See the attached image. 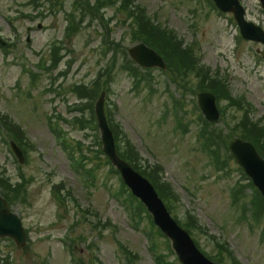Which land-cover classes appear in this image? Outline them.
<instances>
[{
  "label": "rangeland",
  "instance_id": "374dc122",
  "mask_svg": "<svg viewBox=\"0 0 264 264\" xmlns=\"http://www.w3.org/2000/svg\"><path fill=\"white\" fill-rule=\"evenodd\" d=\"M80 1L88 0H61V7L53 12L48 3L37 11L22 7L23 0H0V37L8 43L7 50L0 49V112L23 126L34 146L28 150L26 163L20 165L0 128V193L11 191L12 210L31 239L27 250L0 239V264H74L71 255L85 264H122L119 243L131 253L133 264H156L149 249V232L156 238L157 250L166 255L165 260L180 264L166 239L155 233L147 210L140 212L143 224L139 230L132 228L130 215L139 203H125L129 193L100 155L101 134L95 115L93 118L89 110L82 115L69 111L80 101L73 87L90 84L115 57L118 66L106 105L118 145L125 150L131 143L138 150L141 165L149 167L155 183L171 206L175 205L173 217L184 221L187 212L193 211L201 228L192 237L202 250L218 256L221 251L216 243H224L241 264H264V208L249 179L234 161L227 160L226 152L228 137L233 136L226 126L232 127L236 119L243 118L245 110H235L228 101L221 103L229 97L252 103L256 109L253 117L264 125V47L242 39L233 16L221 14L209 0H136L155 25L173 31L166 34L179 51H191L187 54L191 61L199 62L198 67L210 75L203 71L204 78L214 82L206 83L196 75L179 79L173 65V74L158 69L147 74L143 71L153 79L142 81L136 89L133 78L123 70L128 50L139 42L132 33L135 22L129 18V10L120 11L118 2L106 9L94 8L97 11L91 14L96 16H92L75 7ZM241 1L247 19L264 28L259 0ZM21 13L32 17L20 19ZM68 22L72 24L69 38L65 35ZM52 50L61 63L50 71ZM24 68L40 76L33 83L32 97L22 93L25 86H30ZM215 75L222 78L224 87L212 80ZM207 87L223 97H219L223 122L215 126L202 117L197 103V92ZM47 88L54 90L46 93ZM15 94L26 99L24 104L17 96L13 98ZM76 115L81 118L72 126L59 120L63 116L72 121ZM47 116L69 139L78 158L81 148L90 159H97L86 164L88 168L100 167L94 171L93 184H85L75 174V162L49 129ZM205 129L218 135L223 168L218 169L211 152L203 148V141L199 142ZM160 180L171 187V193ZM57 185L61 194L66 193L64 187L72 192L66 206L53 194ZM237 188L242 192L236 193ZM173 192L178 197L176 204ZM253 199L260 210L259 221L249 217ZM76 201L90 211L83 218L88 217L91 224L76 225L84 214H79ZM68 237L76 239L73 254L68 249ZM60 239L68 240L61 244ZM229 259L223 257L224 264H234Z\"/></svg>",
  "mask_w": 264,
  "mask_h": 264
},
{
  "label": "water",
  "instance_id": "95a60500",
  "mask_svg": "<svg viewBox=\"0 0 264 264\" xmlns=\"http://www.w3.org/2000/svg\"><path fill=\"white\" fill-rule=\"evenodd\" d=\"M218 8L223 12H233L240 25L245 38L264 43V32L261 28L248 24L244 20L245 11L238 0H214ZM264 7V0H260ZM131 57L138 65L145 68L162 67L166 64L163 59L146 45L140 44L130 50ZM199 105L210 122H218L220 113L216 105V98L211 93H201ZM105 94L102 95L96 106V114L102 131L104 150L109 155L114 165L120 170L125 183L132 189L133 193L142 199L155 222L165 234L173 241L180 261L183 264H213L197 249L187 232L182 230L170 217L162 201L151 184L136 173L130 165L122 161L116 152L115 140L110 130L104 111ZM230 149L236 161L244 168L253 179L254 184L264 197V159L260 157L255 147L242 140H235ZM16 153L22 157L17 148ZM23 161V159H22ZM10 236L14 238L19 247L26 244V234L20 219L9 209L7 201L0 196V237Z\"/></svg>",
  "mask_w": 264,
  "mask_h": 264
},
{
  "label": "trees",
  "instance_id": "16d2710c",
  "mask_svg": "<svg viewBox=\"0 0 264 264\" xmlns=\"http://www.w3.org/2000/svg\"><path fill=\"white\" fill-rule=\"evenodd\" d=\"M90 14V13H89ZM131 16L136 24V28L134 30V37L135 41H142L148 44L149 46L157 49L161 54L167 59V61L171 64V66L177 67V70L179 72V77L180 79L187 78L191 74L198 75L199 78H203L202 73H199L200 71L197 69L196 64L191 61L190 57L187 54H190L188 51L181 53L179 51V47L175 44V42L170 38L165 32H163L160 28L154 27L152 24L149 22L145 21V16L144 13L141 10H137L136 13H132ZM148 25L151 27L148 28ZM188 52V53H187ZM115 63V64H114ZM113 66L117 64L116 57L114 59ZM125 71L129 72L133 77L139 78L140 77V71L139 68L135 67L134 65L132 66L130 63H127L126 66L124 67ZM113 71L107 70L105 73H102L99 77V81H97L95 85V90L93 91V95L91 96V99H96L100 93L103 91L102 88V81L101 78L103 76H110L112 75ZM141 78V77H140ZM137 86L138 81H136ZM213 84V83H212ZM227 94V93H225ZM223 98L222 96H219ZM233 105H235V108H242V105L239 103H234L232 101ZM245 117V118H244ZM240 121L234 122V126L232 127L234 131L241 130L242 135L245 139L253 142L261 155L264 157V130L260 129L259 125L255 124L252 120L249 119V114L247 113ZM218 138L217 135L210 133L207 134L206 136H201L200 139L204 141V147L209 150L212 153H216V150H213L211 147L214 146V142ZM65 146H70L65 143ZM211 146V147H210ZM119 155L128 161L137 171L145 175L146 177H149L153 182L155 181V177L153 175V172L147 171L150 170L149 168L142 170L141 166V159L139 158L138 154L136 153V149L131 145V143L128 144V149L126 148L125 150L122 149L119 146L118 149ZM218 159V158H217ZM232 159V157H231ZM154 177V178H152ZM11 191H3V195L7 198V200L10 203L9 197H10ZM261 203L260 205L264 208V201L263 198L261 197L260 194H258ZM163 196V194H162ZM164 197V196H163ZM176 195L173 192V199L176 200ZM255 206H258V203H254ZM140 211H143L144 208H140ZM145 211V210H144ZM260 210H256L255 216H257ZM264 211V210H263ZM148 217L151 219V217L148 215ZM190 217V221L186 222L185 224L186 228L191 227V222L195 223V219L192 216ZM158 257V256H157ZM158 264H163V257L161 256L159 259H157Z\"/></svg>",
  "mask_w": 264,
  "mask_h": 264
}]
</instances>
